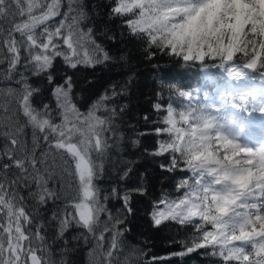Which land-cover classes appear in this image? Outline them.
I'll list each match as a JSON object with an SVG mask.
<instances>
[{"label":"snow or ice","instance_id":"6c2138e0","mask_svg":"<svg viewBox=\"0 0 264 264\" xmlns=\"http://www.w3.org/2000/svg\"><path fill=\"white\" fill-rule=\"evenodd\" d=\"M107 7L108 19L121 21L149 61L160 54L182 68H219L229 80L264 83V0H108ZM4 19L12 22L8 29L0 25V65H7L0 75L19 87L7 89L15 109L0 104V264H55L52 247L63 241L65 255V234L73 228L80 230L74 241L93 244L91 264H165L173 258L184 264L193 253L221 264H264V129L253 132L258 126L244 115L264 114V88L230 96L231 85L208 80L215 95L205 91L197 100L199 89L169 83L166 105L158 93L152 104L156 127L135 131L131 145L139 149L140 136L157 137L142 155L169 174L180 195L164 191L154 199L150 223L155 229L173 224L186 235L172 241L179 251L148 259L145 248L124 239L131 231L133 194H148L145 174L129 187L137 160L110 155L113 149L123 152L117 120L127 105L117 109L112 102L124 89L112 85L81 111L73 76L64 72L58 81L53 71L57 58L73 70L117 60L95 39L94 27L86 26L91 17L84 0H0ZM99 35L116 40L107 29ZM30 77L46 84L34 87ZM149 119L145 114V123ZM246 129L248 137L261 139L259 146L241 142ZM49 156L60 157L68 177L59 187L50 184ZM109 163V178L116 177L110 189L98 183ZM110 201L120 202L115 212ZM49 203L53 208L45 219L41 209Z\"/></svg>","mask_w":264,"mask_h":264},{"label":"trees","instance_id":"16d2710c","mask_svg":"<svg viewBox=\"0 0 264 264\" xmlns=\"http://www.w3.org/2000/svg\"><path fill=\"white\" fill-rule=\"evenodd\" d=\"M84 3L91 17L86 26L94 27V31L97 33L95 39L102 43L112 56L117 57V60L106 65H97L95 68L80 65L73 70L66 68L62 61L57 58L53 71L58 81L64 72L73 76V95L76 97V102L81 111H85L99 94H102L105 89L110 90L112 85H116L117 91L124 89V93L112 102L117 106V109H119V106L127 105L122 117L117 120V123L120 124V131L125 136L122 144L123 152L118 153L113 149L110 155L116 161L121 157L137 160L132 177L127 181V185L129 187L137 186L141 182L140 174L143 173L145 174L143 183L148 189V194L145 196L133 194L132 207L134 215L129 217L128 220L131 231L125 233L124 239L130 245L145 248L148 251V259L153 255L164 257L180 250L179 244H174L172 241L174 238L176 240L182 239L186 233H178L177 226L173 224L164 225L159 229L153 228L148 213L151 211L152 201L158 198L162 192L167 191L174 196L179 193L174 190L175 182L167 179L169 174L162 172L158 167V163L152 157L142 155L144 148L151 149L155 147L157 137L154 135L140 136L141 147L139 149H133L131 139L136 138L135 131L144 132L146 129L152 130L156 127L153 122L158 117L153 113L152 104L157 100L158 93L162 91L163 103L166 105L169 99L167 84H176L183 90L198 88L206 83V78L202 72L204 70H201L198 66L182 68L179 64L171 61L169 57L160 54H157L151 61L145 59L140 42L128 37L127 29L121 27V21L119 19H108V0H84ZM93 8H95V12H93ZM15 19L19 21L20 17L17 16ZM11 22V19L0 20V25L8 29ZM105 29L108 30L109 35L116 36L115 42L99 35ZM121 32H124L123 36ZM121 55H126V61L118 59ZM6 67V64L0 65V68ZM20 71H23V69L21 68ZM205 74L216 82L223 79L219 68H209L205 71ZM253 75L255 76V74ZM29 83L34 87H40L42 83L46 84V81L42 82L37 77H30ZM18 87L19 85L16 84L15 80H8L0 75V104L6 105L9 111L15 109L17 104L15 97L8 95L7 89ZM44 95V102L47 103L49 93L45 91ZM35 102L37 105L39 104V97L36 98ZM112 103H110V107ZM145 114L150 117L148 123L143 120ZM56 122L59 123V118ZM130 125H134L135 128L133 129ZM25 133L30 145L31 129H25ZM0 147H2V141H0ZM46 166L53 172V179L50 181L51 186L59 187L68 179L66 174H63L60 157L49 156L46 160ZM106 168L108 171L105 178L98 183L102 188L110 189L116 177L111 176V179L109 178L112 168L111 163L107 164ZM177 175L181 174L177 173ZM22 194L26 196L27 192L22 190ZM28 203L30 204L31 201ZM108 206L115 212L120 207V202L110 201ZM52 208L53 205L49 203L46 208L41 209L45 219L51 215ZM79 231L73 228L65 234L69 242L67 246L69 251L65 255H61V249L64 247L63 241H58L53 245L51 258L55 264H60L62 259L66 260L67 264H91L92 258L89 256V252L93 244H85L82 239L78 241L72 239ZM121 260H123V256H121ZM165 264H181V262L179 258H173L165 261ZM184 264H221V262L213 257H202L199 253H193L185 257Z\"/></svg>","mask_w":264,"mask_h":264},{"label":"rangeland","instance_id":"374dc122","mask_svg":"<svg viewBox=\"0 0 264 264\" xmlns=\"http://www.w3.org/2000/svg\"><path fill=\"white\" fill-rule=\"evenodd\" d=\"M222 72L223 75V79L221 81H218L217 84L220 85H224V84H229L231 85V87L228 89L229 95H234L238 92H245V91H249V90H259L264 88V83H262L259 78H255V79H246V80H229L228 77L226 76V74L223 72V70L219 69ZM205 78H206V83H204L203 85H201L200 87H194L190 90H194V89H199V92L197 94V100H203V95L204 92L207 91L209 94L211 95H215V91L213 89V87L208 83V80H212L210 79V77H207L205 74V71H202ZM258 98H259V94H258ZM218 103V101H216ZM245 116H247L248 120L247 123H249L250 125H255L256 122H261L262 121V125H258L259 128L262 126L261 129H264V114L259 113V112H249V113H245ZM254 123V124H253ZM253 130V128H252ZM257 133L260 132V129L258 130L257 128ZM254 132V130H253ZM248 142L250 144V146L255 145V146H259L261 139L257 138V139H252L250 137H248V130L246 129L245 133L242 134L241 137V142ZM180 195V193L178 194Z\"/></svg>","mask_w":264,"mask_h":264},{"label":"bare ground","instance_id":"6f19581e","mask_svg":"<svg viewBox=\"0 0 264 264\" xmlns=\"http://www.w3.org/2000/svg\"><path fill=\"white\" fill-rule=\"evenodd\" d=\"M253 124H254V123H253ZM255 125H256V126H258V125H262V121H261V122H259V123H258V122H256V124H255ZM257 128H258V130H259V129H261V128H262V126H261L260 128H259V126H258V127H253V130H254V132H257V131H256V130H257ZM253 130H252V131H253ZM245 142H246V141H245Z\"/></svg>","mask_w":264,"mask_h":264}]
</instances>
